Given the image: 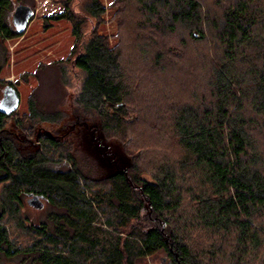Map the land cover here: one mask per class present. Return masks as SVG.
I'll return each mask as SVG.
<instances>
[{"label": "trees", "instance_id": "1", "mask_svg": "<svg viewBox=\"0 0 264 264\" xmlns=\"http://www.w3.org/2000/svg\"><path fill=\"white\" fill-rule=\"evenodd\" d=\"M58 1L44 29L72 24L68 58L51 64L75 95L70 114L41 110L34 92L25 112L0 110V259L135 264L163 251L170 264H264V0H112L114 45L98 31L100 0L81 4L88 36L73 0ZM11 6L0 0V74L3 43L22 36ZM69 117L119 142L129 165L107 175L43 126ZM27 193L56 208L49 224L27 223Z\"/></svg>", "mask_w": 264, "mask_h": 264}, {"label": "rangeland", "instance_id": "2", "mask_svg": "<svg viewBox=\"0 0 264 264\" xmlns=\"http://www.w3.org/2000/svg\"><path fill=\"white\" fill-rule=\"evenodd\" d=\"M85 0H73V6L83 16L84 31L88 34L95 26V21L87 17L81 10V4ZM106 7L104 19L105 24L98 29L100 34L107 35L110 38V45H114L116 40L113 36L116 33L117 24L110 21L115 12L111 8L112 0H100ZM11 10L6 14L5 20L12 27V14L18 4H24L34 10V17L31 20L26 31L19 38L5 41L2 45V51L5 47V56L7 63L3 66L0 74V80L9 81L19 92V111L25 112L26 102L31 93L34 92L37 98V105L45 112L62 111L70 114L72 98L75 95V86L67 88L61 84L56 68L52 62L66 60L73 48L74 37L71 33L72 24L66 20L52 21L47 20L49 26L44 29V22L47 17H51L62 12L63 7L58 0H11ZM25 77L23 78L22 76ZM0 97L2 98V91ZM72 117L64 121L59 128L44 124V128L49 132H59L67 134V138L72 141L75 148L80 149L85 156L95 160L93 164L99 166L105 174L109 175L115 172L116 168H124L129 165V161L124 155L120 143L116 141L105 142L100 140L101 135L98 130H89L85 126L73 125ZM20 127V126H19ZM25 125L15 129L13 123L8 128L11 129L21 142L25 138L33 141L36 149V139L32 138L30 132L26 130ZM73 130L70 132V130ZM26 133V136H25ZM19 141V142H20ZM20 142V143H21ZM23 146V145H22ZM113 161V163H111ZM146 179L148 176H144ZM53 211L46 207L43 211L32 212L25 209L24 216L28 215L33 222L39 223L46 221L48 214ZM97 223V222H96ZM103 237L112 238V230L106 226H101ZM126 231L122 237L124 238ZM0 264H34L29 256L19 255L13 259L1 258ZM135 264H170L167 254L159 251L151 256L138 260Z\"/></svg>", "mask_w": 264, "mask_h": 264}, {"label": "water", "instance_id": "3", "mask_svg": "<svg viewBox=\"0 0 264 264\" xmlns=\"http://www.w3.org/2000/svg\"><path fill=\"white\" fill-rule=\"evenodd\" d=\"M34 13L31 7L24 4H18L15 7L11 21L17 34H23L26 31L34 17ZM19 101L20 97L16 90L11 87H5L2 92V98L0 99V110L5 113H11L18 108ZM28 204L37 209L43 208L39 196H31V199L28 200Z\"/></svg>", "mask_w": 264, "mask_h": 264}, {"label": "flooded vegetation", "instance_id": "4", "mask_svg": "<svg viewBox=\"0 0 264 264\" xmlns=\"http://www.w3.org/2000/svg\"><path fill=\"white\" fill-rule=\"evenodd\" d=\"M34 195L40 197V201H41V203L43 204V208H41V209H37V208H35V207H33V206H30V205L28 204V200L31 199V196H34ZM47 206L50 207V208H52L53 211H52L50 214H48V216H47V218H46V221H40V222L37 224V223L33 222L32 219H30V217H29L28 215H26L25 217L28 218L27 223H28L29 225H31V226H40V225H44V224L47 225V224H49L48 218L51 217V216L53 215V213H55V212L57 211L56 208H55L54 206L50 205L49 200H48L46 197H44V196H42V195H39V194H32V195H31V193H27L26 196L24 197V206H23V208H22V212H23V211L25 212V209H26L27 207H28V209H29L30 211H32V212L43 211ZM24 212H23V213H24Z\"/></svg>", "mask_w": 264, "mask_h": 264}]
</instances>
